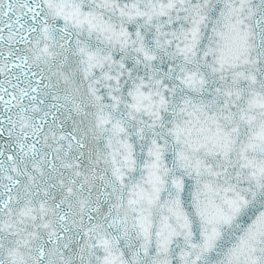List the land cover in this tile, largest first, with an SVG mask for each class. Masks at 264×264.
Instances as JSON below:
<instances>
[{"label":"snow or ice","instance_id":"6c2138e0","mask_svg":"<svg viewBox=\"0 0 264 264\" xmlns=\"http://www.w3.org/2000/svg\"><path fill=\"white\" fill-rule=\"evenodd\" d=\"M0 264H264V0H0Z\"/></svg>","mask_w":264,"mask_h":264}]
</instances>
